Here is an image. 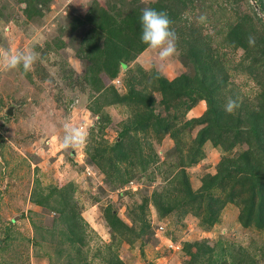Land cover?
<instances>
[{"label":"rangeland","instance_id":"374dc122","mask_svg":"<svg viewBox=\"0 0 264 264\" xmlns=\"http://www.w3.org/2000/svg\"><path fill=\"white\" fill-rule=\"evenodd\" d=\"M126 1L143 9L155 0ZM119 2L0 0V47H34L40 54L28 73L0 72V264H264V229L240 223L238 201L227 202L211 225L202 222L197 207H191L195 204L182 203L162 214L154 202L160 195L173 206L181 169L197 190L202 176L215 173L222 154L235 156L247 145L223 151L207 140L203 154L188 163L189 147L201 125L180 128L186 119L205 112L206 101L198 100L189 109H177L176 104L164 110L153 82L155 72L168 79L193 74L192 60L184 56L189 47L184 39L195 29L210 36L226 73L223 109L229 97L238 99V108L257 107L264 67L249 66L252 55L246 58L243 49L232 48L224 37L235 17L245 14L248 25L259 30L264 14L255 0H199L193 9L183 8L172 27L178 55L161 62L146 48L110 78L101 68L92 70L88 45L93 32L98 47L106 34L100 28L93 31L89 15L114 4L125 11L126 3ZM129 84L153 96L155 113L176 115L171 129L180 130L177 149L168 133L151 129L121 137L139 107L108 100L110 87L123 94ZM10 105L12 115L5 112ZM65 120L89 128L83 148L59 147ZM119 140L136 147L132 163L119 162L113 171L103 158L92 157L99 146L105 149L101 156L112 155L105 147ZM109 213L127 228L112 229ZM196 241L212 251L196 256Z\"/></svg>","mask_w":264,"mask_h":264},{"label":"trees","instance_id":"16d2710c","mask_svg":"<svg viewBox=\"0 0 264 264\" xmlns=\"http://www.w3.org/2000/svg\"><path fill=\"white\" fill-rule=\"evenodd\" d=\"M198 1L155 0L149 2L147 7L166 11L173 22V27L174 23L180 19L179 14L184 10L183 8L193 9V5ZM118 2L121 5L126 3L125 11L114 4L109 9L99 7L89 15L93 31L100 28L106 34L102 47H98L96 40L98 36L93 32L94 36L90 40L92 43L88 45L92 70L94 71L96 67L101 68L110 78L116 77L120 67H125L128 61L147 48L140 40L139 17L142 9L138 8L134 2L126 0H118ZM255 2L264 14L263 0H255ZM247 19L245 14H242L235 17L231 23L229 22L224 39L232 48L243 49L246 58L251 59L252 55L253 59L249 66L255 64L262 68L264 67V24L261 23V29L254 30L248 25ZM249 37L253 38L252 43L249 42ZM184 40L189 46L184 56H190L193 74L181 73L168 79L155 72L153 82L161 93V100L158 103L164 110L168 111L176 104L177 109L180 106L189 109L198 100L206 101L205 112L199 117L186 119L180 128L201 125L189 147L188 163H195L203 154L202 146L207 140L215 147H221L223 151L230 150L232 146L241 143L246 144L247 147L240 149L235 156L222 154L216 164L215 173H206L202 176L201 185L197 190L191 188L188 177L181 169L179 186L172 198L173 206L163 200L160 195L154 198V202L162 214L171 211L172 207L181 206L182 203L195 204L191 207L193 209L197 207L195 212L201 216L202 222L211 225L218 219L220 209L227 202L236 200L240 206L238 213L240 223L244 227L262 230L264 229V86L259 93L260 102L257 107H245V104L244 106L241 104L234 114L226 113L222 107L221 89L227 77L223 76L226 73L223 71L217 50L210 46V36L202 35L192 29ZM89 80L95 82L92 75L89 76ZM110 90H112V96L108 102L116 101L139 107L134 117L123 127L121 137L129 131L143 132L151 129L157 134L168 133L175 140L174 147L177 149L180 130L171 129L177 119L176 115L167 117L155 113L153 96L135 90L130 84L123 94L111 87ZM140 144L139 142V150H141ZM127 145H124L121 140L109 147L106 145L105 148L113 152L109 156H101L105 149L99 146L96 149L97 154H93L92 157L98 160L100 157L103 158V161L108 162L115 171L117 168L115 164L135 159L131 157L136 147ZM146 163L141 162L142 165ZM215 190L218 191L217 194ZM39 203L42 202L39 201ZM108 215H111L107 217L108 225L112 229L127 228V224L117 218L115 213ZM193 245L197 247V252L194 253L196 256L212 251V247L206 244L201 245V242L199 244L196 241Z\"/></svg>","mask_w":264,"mask_h":264},{"label":"clouds","instance_id":"9594fccd","mask_svg":"<svg viewBox=\"0 0 264 264\" xmlns=\"http://www.w3.org/2000/svg\"><path fill=\"white\" fill-rule=\"evenodd\" d=\"M141 25V42L147 48L156 53L161 62H165L179 54L178 37L172 28V20L166 11L145 7L139 17ZM201 22L204 17H200ZM251 37L249 42L252 43ZM40 60V54L34 47L26 50H8L0 47V72L22 71L28 73L34 69ZM239 107L238 99L227 98L224 111L234 114ZM90 130L85 125H75L65 120L63 123V134L59 138V147L63 150L83 148L88 141Z\"/></svg>","mask_w":264,"mask_h":264},{"label":"water","instance_id":"95a60500","mask_svg":"<svg viewBox=\"0 0 264 264\" xmlns=\"http://www.w3.org/2000/svg\"><path fill=\"white\" fill-rule=\"evenodd\" d=\"M255 7L256 9H258V5L255 3ZM264 17V16H263ZM263 22H264V18H263ZM5 112L8 114V115H12L13 114V106L10 105L9 107H7L5 109Z\"/></svg>","mask_w":264,"mask_h":264}]
</instances>
